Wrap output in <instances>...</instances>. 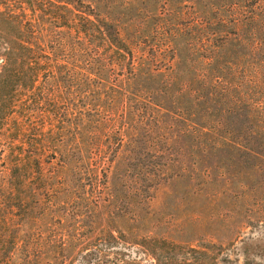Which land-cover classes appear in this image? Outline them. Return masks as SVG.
<instances>
[{"label": "rangeland", "instance_id": "374dc122", "mask_svg": "<svg viewBox=\"0 0 264 264\" xmlns=\"http://www.w3.org/2000/svg\"><path fill=\"white\" fill-rule=\"evenodd\" d=\"M81 1L114 23L132 43L134 56L143 55L145 61L140 84L123 86L119 79L127 66L103 51L108 78H92L91 92L83 94L88 98L78 95L68 117L83 115L92 134L95 121L108 118L134 126L98 139L97 134L93 140L79 137L77 144L72 136L46 143L36 150L39 158L25 159V170L16 173L10 171L17 161L14 151H28L27 144L23 137L10 141L1 136L0 211L13 214L6 220L17 232L12 264H82L80 255L109 243L139 258V264H156L143 246L150 241L173 244L179 251H205L212 258L209 264H264V159H242L234 147H222L234 140L232 123L214 116L217 123L213 120L215 127H210V117L196 112L189 117L184 97L179 105L176 95L177 80L191 78L200 69L194 65L204 63L190 52L189 34L214 25L220 15L228 21L231 6L241 18L248 17L254 0ZM176 30L187 40L175 50L163 37ZM149 71L157 74L151 83ZM167 82L175 85L170 93ZM243 83L246 92V79ZM115 90L125 97L113 106ZM151 102L150 109H142ZM59 104L60 110L67 107ZM26 119L40 135L48 128L44 111ZM52 119L56 130L57 117ZM202 126L210 133H198ZM118 135H123L121 147L114 159H105L97 147L117 141ZM72 147L83 156L60 157V152L71 154ZM99 258L124 264L114 253Z\"/></svg>", "mask_w": 264, "mask_h": 264}, {"label": "trees", "instance_id": "16d2710c", "mask_svg": "<svg viewBox=\"0 0 264 264\" xmlns=\"http://www.w3.org/2000/svg\"><path fill=\"white\" fill-rule=\"evenodd\" d=\"M253 6L250 15L242 18L241 12L236 14L231 6L228 21L224 18L226 15H220L214 25L189 34L190 52L204 63L194 65L200 69L191 78L177 80L180 91L176 93L179 105L184 97L189 117L196 112L201 118L216 116L222 124L231 122L234 140L224 142L226 145L222 147H234L235 155L242 159H264V3L254 0ZM168 33L163 40H171L170 45L175 50L187 40V37L182 40L178 30ZM103 51L112 55L114 62L127 66L126 75L119 79L120 84H140L145 56L135 57L132 43L90 4L81 0H0V138L7 135L10 141H18L23 137L28 148V151H14L17 161L11 166V172L24 171V160L38 159L40 153L36 150L46 143L60 142L72 136L77 144L79 137L93 140L96 134L98 139L115 128L120 133L126 125L134 126L126 121L117 125L115 120L108 118L95 121L92 134L82 123L86 120L83 115L73 116V122V117H68V111L77 108L74 101L78 95L86 98L83 94L91 92L92 78H108V58L107 54H101ZM148 76L151 83L157 74L149 71ZM245 79L246 92L242 90ZM172 86L175 87L172 82H167L164 88L170 93ZM124 97L123 92L115 90L111 97L113 106ZM60 101L67 107L60 110ZM152 103L142 109H150ZM213 110L217 114L211 113ZM33 111L45 112L48 128L45 132L42 130L41 135L26 125V114ZM57 113L59 115H55ZM53 117H57L56 130L52 128L56 120ZM213 120L217 123L213 118L207 120L210 127H215ZM7 125L9 127L5 128ZM189 128L193 130L194 127L189 125ZM198 133L208 134L210 130L202 126ZM118 136L117 141H104L105 144L102 142L97 147L106 155L105 159L116 156L123 135ZM218 147L220 144L214 146ZM72 148L71 154L60 152V157L77 159L83 156L81 149ZM6 214L8 210L0 211V264H12V254L16 250V227L6 220L13 214ZM145 243V252L156 264H209L212 259L205 251L193 248L179 251L166 242ZM110 244L80 255L79 262L105 264L99 258L100 253L105 256L114 253L121 255L124 264H139V258L123 254L120 248L112 249ZM179 253L183 254L180 260L177 259ZM205 255L208 262H204Z\"/></svg>", "mask_w": 264, "mask_h": 264}, {"label": "water", "instance_id": "95a60500", "mask_svg": "<svg viewBox=\"0 0 264 264\" xmlns=\"http://www.w3.org/2000/svg\"><path fill=\"white\" fill-rule=\"evenodd\" d=\"M112 248H116V247H113V246H112Z\"/></svg>", "mask_w": 264, "mask_h": 264}]
</instances>
